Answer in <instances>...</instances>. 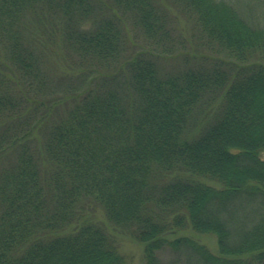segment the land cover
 <instances>
[{
	"label": "trees",
	"instance_id": "1",
	"mask_svg": "<svg viewBox=\"0 0 264 264\" xmlns=\"http://www.w3.org/2000/svg\"><path fill=\"white\" fill-rule=\"evenodd\" d=\"M248 15L0 0V264H130L91 209L144 264H264V17Z\"/></svg>",
	"mask_w": 264,
	"mask_h": 264
},
{
	"label": "rangeland",
	"instance_id": "2",
	"mask_svg": "<svg viewBox=\"0 0 264 264\" xmlns=\"http://www.w3.org/2000/svg\"><path fill=\"white\" fill-rule=\"evenodd\" d=\"M228 3L235 5L237 8H241L244 12H248V16L251 18L258 16L260 20L264 17V3L262 0H226ZM255 21V20H254ZM181 24L184 26L185 19L183 17H179L177 20V24ZM257 23V22H255ZM139 35V36H138ZM138 38H141L142 35L140 33L137 34ZM175 61V63H174ZM176 58H170L168 61H163L162 66L163 69H170L173 66L176 67L177 64ZM61 68V64L58 60L54 59L52 63H50V71L52 74H56ZM91 214L94 216L96 220L102 221L106 231L111 235L114 239L119 251L126 257L130 264H144L142 257V245L129 236L126 232L117 230L113 228L105 219L102 213L95 209H91ZM201 242L206 243L211 249L215 248V237L209 234H194ZM170 254L164 255V260L162 264H174L175 260L172 258ZM179 264V263H175Z\"/></svg>",
	"mask_w": 264,
	"mask_h": 264
}]
</instances>
